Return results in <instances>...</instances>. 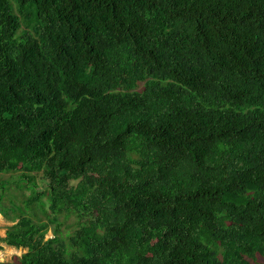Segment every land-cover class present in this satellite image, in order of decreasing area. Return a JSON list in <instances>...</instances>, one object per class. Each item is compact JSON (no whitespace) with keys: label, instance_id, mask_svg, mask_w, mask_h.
Wrapping results in <instances>:
<instances>
[{"label":"trees","instance_id":"obj_1","mask_svg":"<svg viewBox=\"0 0 264 264\" xmlns=\"http://www.w3.org/2000/svg\"><path fill=\"white\" fill-rule=\"evenodd\" d=\"M13 172L15 264L262 261L264 0H0Z\"/></svg>","mask_w":264,"mask_h":264},{"label":"rangeland","instance_id":"obj_2","mask_svg":"<svg viewBox=\"0 0 264 264\" xmlns=\"http://www.w3.org/2000/svg\"><path fill=\"white\" fill-rule=\"evenodd\" d=\"M19 172L13 173H0V180H5L4 185L6 186V191L4 197L0 201V235L5 234L6 226L11 224L7 218L4 217L3 210H7L9 216H13L14 212L12 210L13 205H19L23 207L24 200L27 198L29 191L26 188H21L17 185ZM39 190H44L46 187V182L43 180L41 174H37L36 177ZM3 185V183L1 184ZM2 188L0 187V191ZM24 212H27L26 208H22ZM22 212V211H20ZM40 219H46L45 213L38 211ZM59 225L52 224L48 231V237L53 236L54 230H58V235L61 241L67 242V236L72 233L73 229L76 228L78 224V217L74 214L70 215H60ZM56 226V227H55ZM25 250L21 248H16L14 246L3 245L0 249V261L9 262L12 264L16 263L17 256H20ZM264 263V259L255 264Z\"/></svg>","mask_w":264,"mask_h":264},{"label":"crops","instance_id":"obj_3","mask_svg":"<svg viewBox=\"0 0 264 264\" xmlns=\"http://www.w3.org/2000/svg\"><path fill=\"white\" fill-rule=\"evenodd\" d=\"M1 235H3V234H1Z\"/></svg>","mask_w":264,"mask_h":264}]
</instances>
